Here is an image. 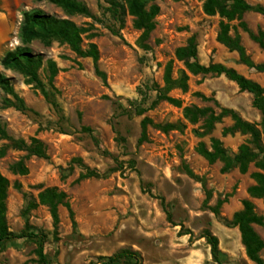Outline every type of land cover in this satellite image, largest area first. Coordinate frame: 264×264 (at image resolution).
Here are the masks:
<instances>
[{
    "label": "rangeland",
    "instance_id": "rangeland-1",
    "mask_svg": "<svg viewBox=\"0 0 264 264\" xmlns=\"http://www.w3.org/2000/svg\"><path fill=\"white\" fill-rule=\"evenodd\" d=\"M78 1L86 5L91 17L67 16L52 5L33 0H0V59L19 45L22 12L40 9L87 29L82 46L96 45L99 68L107 79L105 87L94 74L91 60L77 57L66 45L54 42L45 47L34 42L32 51L44 60H53L59 69L54 79L59 92L55 97L60 109L57 114L20 74L0 66V72L11 79L15 92L31 109L23 113L4 108L0 90V123L14 139L40 140L49 157L27 158L24 152L11 149L8 141L0 140V148L8 146L0 157V173L9 182V231L18 234L29 228L43 233V253L49 264H94L121 249L138 252L142 264H217L202 238L204 231L218 240L220 264H254L245 255L238 229L228 223L242 209V202L249 200L263 218V225L253 229L264 243V205L247 193L254 184L249 175L256 169L250 165L246 174L237 169L222 173L220 162L209 164L195 151L199 139L193 132L200 123L189 124L181 109L166 102L154 107L150 104L156 96L155 87L163 86L166 63L173 61L174 76L183 69L174 53L192 36L200 64L232 68L262 88L264 73L239 64L237 54L217 42L220 19L204 14L198 0H154L159 13L145 43L147 50L138 44L140 32L126 11L113 10L107 0ZM245 1L264 9V0ZM243 21L252 33L264 31V16L256 12L245 13ZM237 32L250 59L264 64V52L247 33L240 28ZM39 76L46 83L42 70ZM188 76L187 92L169 93L183 106L217 110L218 105L234 110L248 122L259 121L251 95L224 76ZM195 93L209 100L202 101ZM144 117L153 124L181 122L186 128L164 134L148 126L147 141L139 145ZM231 125L229 118L223 119L201 141L208 147L209 138L219 139L230 153H236L247 137L240 133L223 135V129ZM74 158L106 176L75 183L83 173L75 167L62 180L60 167L66 168ZM19 159L25 160V175L9 170ZM46 188L64 192L73 213L72 222L68 211L59 207L56 231L46 207L37 205L24 213L28 203L37 202L38 193ZM260 256L264 260V248ZM37 259V244L28 239L8 241L0 249V264H37Z\"/></svg>",
    "mask_w": 264,
    "mask_h": 264
},
{
    "label": "trees",
    "instance_id": "trees-1",
    "mask_svg": "<svg viewBox=\"0 0 264 264\" xmlns=\"http://www.w3.org/2000/svg\"><path fill=\"white\" fill-rule=\"evenodd\" d=\"M202 5L204 14L208 16H218L220 19L216 40L228 51L235 52L238 56V63L253 69L259 73H264V64H255L246 54L241 44L237 29L240 28L247 33L249 38L257 44L264 52V31L258 30L256 33L249 31L243 21V15L248 12H256L264 16V9L260 6H251L245 0H198ZM35 3H47L60 9L67 16L91 17L89 9L78 0H33ZM110 7L121 10L132 18L133 27L140 32L138 44L144 50L148 49L145 44L150 34L155 29V18L159 13V8L154 4V0H123L119 3L116 0H107ZM236 22L235 25L232 23ZM87 29L77 25L69 19L58 18L40 9H31L22 12V20L18 30L19 45L12 50L6 51L0 59V66L4 70L17 72L24 78L26 85L39 91L42 97L55 111L60 113L56 96L59 94L54 85V79L59 69L57 64L50 59L44 60L41 54L32 51L31 45L37 42L45 47L56 42L66 45L77 57L90 59L94 74L101 80L103 86L107 87L105 73L99 68V52L95 44L89 43L86 48L82 46L83 36ZM175 59L182 63L183 69L173 73V61L166 63L163 69L161 88L155 87V99L150 107H154L160 102H166L174 108L181 109L183 119L191 125L200 123L198 129L194 130L195 136L199 139L195 151L209 164L220 162L221 172L227 173L232 169H237L239 173L246 174L249 166L252 165L256 171L250 173V178L254 182L247 190L250 198L261 200L264 205V88L257 83L243 77L232 68L224 67L220 64L202 65L198 61L197 43L194 36L189 38L186 44L175 50ZM45 74L46 83L39 76V71ZM211 75L224 76L233 82L241 92H246L252 97V107L259 113V121L248 122L242 119L234 110L219 107L217 110L212 107H197L194 105L183 106L180 99L169 96L173 90L182 93L188 90L189 76ZM0 90L4 94L2 106L13 108L19 112H31L24 100L15 92L11 79L0 72ZM195 96L202 101H207L205 96L195 93ZM225 118H229L232 125L224 128L223 135L240 133L246 136V140L237 148L236 153H230L224 148L222 142L216 138H209L207 147L202 138L211 134L216 124L221 123ZM153 126L158 131L167 134L172 131L182 132L186 126L181 122L153 124L150 119L144 117L140 122V135L137 143L140 145L147 141V127ZM84 131H89L84 128ZM59 133L64 134L60 130ZM0 140L9 142V147L13 150L24 152L25 157H35L48 160L45 145L37 138H30L28 141L14 139L10 137L5 127L0 123ZM0 148V157L6 153L7 147ZM81 168V173L75 180L79 183L88 179H101L106 173H99L96 170L85 166L80 158L72 159L66 168H61V179L67 178L74 168ZM9 170L12 174L25 175L28 169L24 159L13 162ZM9 188L8 180L0 173V249L3 245L12 240L28 239L37 244V264H49L43 253V245L46 236L43 233H36L27 228L15 234L9 231L6 222V198ZM220 202L218 203V205ZM42 205L47 208L52 219L54 230L59 224V207H64L68 211L70 220L73 222V213L70 209L67 195L57 188H46L37 195V202L28 203L26 212L29 209ZM229 225L236 227L240 234V241L244 248L246 257L254 264H264L260 256L264 243L259 235L254 231L253 226H262L263 218L255 213L254 205L245 200L242 202V209L233 214ZM27 226V225H26ZM204 238L209 245L210 254L213 261L220 264L218 240L209 231H204ZM94 264H142L141 256L131 249H121L111 256L98 259Z\"/></svg>",
    "mask_w": 264,
    "mask_h": 264
}]
</instances>
